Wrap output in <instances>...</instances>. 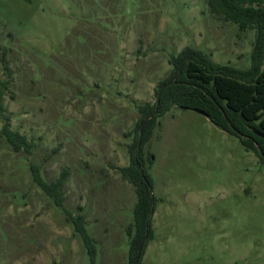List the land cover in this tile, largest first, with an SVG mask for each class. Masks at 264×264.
Wrapping results in <instances>:
<instances>
[{
    "label": "rangeland",
    "instance_id": "1",
    "mask_svg": "<svg viewBox=\"0 0 264 264\" xmlns=\"http://www.w3.org/2000/svg\"><path fill=\"white\" fill-rule=\"evenodd\" d=\"M255 37L208 0H0L6 115L33 145L15 152L0 118V264L90 263L32 165L47 183L63 179L64 206L85 217L96 263L128 264L137 196L118 169L130 164L138 107L155 102L184 48L247 70ZM160 123L144 147L157 201L142 264H264L259 157L197 111L174 107Z\"/></svg>",
    "mask_w": 264,
    "mask_h": 264
},
{
    "label": "trees",
    "instance_id": "2",
    "mask_svg": "<svg viewBox=\"0 0 264 264\" xmlns=\"http://www.w3.org/2000/svg\"><path fill=\"white\" fill-rule=\"evenodd\" d=\"M208 4L213 14L237 24L240 31H256L252 65L241 70L219 64L204 51L188 46L172 57L170 73L155 88V102L138 107L141 117L133 143L129 146L130 164L118 169L122 179L135 188L137 196L133 224L128 229V264H135L143 243L139 262L142 264L149 243L154 239L153 217L157 200L153 195V180L146 170L144 147L161 124L160 119L172 108L204 112L215 126L237 137L242 146L254 152L264 164V138L256 134H264V0H208ZM2 61L5 69L9 70L4 57ZM9 85V80L0 81V118L4 120L1 134L15 152L31 153L33 145L25 135L11 129L10 118L6 115L4 98ZM149 117L152 118L148 120ZM31 170L34 181L56 206L63 209L82 237L90 256L89 264H97L96 242L88 234L85 217L73 215L64 206L63 179L47 183L40 175L39 167L32 165Z\"/></svg>",
    "mask_w": 264,
    "mask_h": 264
},
{
    "label": "water",
    "instance_id": "3",
    "mask_svg": "<svg viewBox=\"0 0 264 264\" xmlns=\"http://www.w3.org/2000/svg\"><path fill=\"white\" fill-rule=\"evenodd\" d=\"M197 112H199V113L205 115L206 117H209L207 114H205V113L202 112V111H197ZM151 118H152V117H149L148 120H150ZM144 127H145V125H143V126L141 127V130H140L141 133L143 132ZM256 134H257L258 136L264 138V134H261V133H259V132H256ZM141 143H142V137H141L140 140H139V146L141 145ZM142 248H143V243H142L141 246L139 247L138 255H137V258H136L135 264H139V262H140Z\"/></svg>",
    "mask_w": 264,
    "mask_h": 264
}]
</instances>
